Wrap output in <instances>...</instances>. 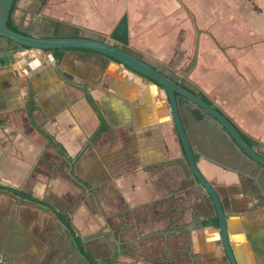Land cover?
<instances>
[{
	"label": "crops",
	"instance_id": "obj_1",
	"mask_svg": "<svg viewBox=\"0 0 264 264\" xmlns=\"http://www.w3.org/2000/svg\"><path fill=\"white\" fill-rule=\"evenodd\" d=\"M124 17L131 50L215 106L264 155V0H18L10 20L28 36L79 28L115 45ZM9 48L0 38V53ZM15 58H0V257L78 264L99 240L117 243V264H229L215 206L157 84L85 49ZM178 104L225 207L236 261L264 264L263 167L210 115L180 96Z\"/></svg>",
	"mask_w": 264,
	"mask_h": 264
},
{
	"label": "water",
	"instance_id": "obj_2",
	"mask_svg": "<svg viewBox=\"0 0 264 264\" xmlns=\"http://www.w3.org/2000/svg\"><path fill=\"white\" fill-rule=\"evenodd\" d=\"M16 0H0V38L10 43V48L0 53L1 62L15 64L17 62L15 55L24 50H35L39 57L44 58L46 52L57 49H85L104 54L139 74L146 81H152L162 90L164 99L167 100L171 114L184 147L186 158L192 171L193 178L203 187L211 197L218 217V228L221 234V241L224 251L227 254L229 264H238L235 259L234 251L228 233V222L225 207L219 197L214 185L209 182L198 167L193 147L182 122L178 97H183L198 109L207 115H210L217 123V126L223 128L227 136L235 143L237 148L245 154L246 157L261 165L264 170V155L255 148L251 147L237 126L215 106L211 105L203 98L186 89L178 81L167 76L162 68L153 65L151 62L140 58L139 56L116 46L113 43L93 37H34L24 35L19 31H14L9 26V19ZM18 74V71L15 72ZM63 227L67 225L63 223ZM78 250V249H77ZM117 252L109 263L113 264L117 257ZM85 259V258H84ZM101 263V260H99ZM88 263V259H85ZM0 264H12L6 258L0 259ZM103 264V263H102Z\"/></svg>",
	"mask_w": 264,
	"mask_h": 264
},
{
	"label": "trees",
	"instance_id": "obj_3",
	"mask_svg": "<svg viewBox=\"0 0 264 264\" xmlns=\"http://www.w3.org/2000/svg\"><path fill=\"white\" fill-rule=\"evenodd\" d=\"M18 0L15 1V3L17 2ZM15 5V4H14ZM14 8V6H13ZM9 26L12 30L14 31H17L16 27L12 24L11 20L9 19ZM72 36L73 37H80L82 36V30L79 29V28H73L72 29ZM112 37L114 39H116L118 42H120V44H115L116 46H119V47H122L124 48L125 50L139 56L140 58H143L141 55H139L138 53L134 52L133 50H131L129 47H128V36H127V17H124L121 22L119 23V25L117 26V28L115 29V31L113 32V35ZM98 39H101V40H104L106 41V38L105 37H102V36H98ZM66 49H57V50H54L56 53H57V56L58 58H62V55H63V52L65 51ZM40 133L43 134L45 137H47L51 142H54V139L49 135L47 134L44 130L38 128ZM69 225V224H67Z\"/></svg>",
	"mask_w": 264,
	"mask_h": 264
},
{
	"label": "flooded vegetation",
	"instance_id": "obj_4",
	"mask_svg": "<svg viewBox=\"0 0 264 264\" xmlns=\"http://www.w3.org/2000/svg\"><path fill=\"white\" fill-rule=\"evenodd\" d=\"M100 242L101 241L98 240L96 243H93L92 246L89 245L88 246V249H87L88 250V253H85L84 251L81 252L82 256L85 259L86 258L88 259V263L87 262H82V260H81V261H79L78 264H102V263L103 264H106V263H109L111 261V259L113 258V254L116 253V251L118 250L117 257L115 259V262L113 263V264H117V262H118L117 260H118L119 254H120V252H119V246L117 245V243L113 242L114 244H112L111 246H109V247L108 246H104L103 247L102 244L101 245H97V243L100 244ZM74 244L76 246V250L77 249L79 250V245L78 244L76 245V240H74ZM107 251L110 254L108 256V258L105 257V255H103V254H106ZM2 258H4V257H0V259H2ZM102 258H106L107 260L106 261H103ZM99 260H101V263H100Z\"/></svg>",
	"mask_w": 264,
	"mask_h": 264
}]
</instances>
